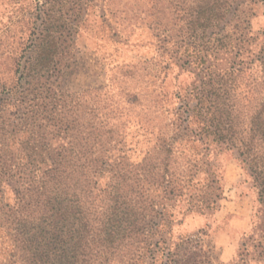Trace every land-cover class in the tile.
<instances>
[{"label": "trees", "instance_id": "obj_1", "mask_svg": "<svg viewBox=\"0 0 264 264\" xmlns=\"http://www.w3.org/2000/svg\"><path fill=\"white\" fill-rule=\"evenodd\" d=\"M247 1L199 0L189 41L173 55L184 54L181 66L197 79L164 95L166 121L150 129L154 142L140 160L111 154L125 152L120 136L94 106L80 111L94 89L69 94L64 111L58 98L53 134L61 141L52 145L37 139L30 117L4 126L0 115V264H213L201 236L169 244L172 217L215 208L222 185L211 154L221 150L236 153L264 205V51L217 64L220 53L240 56L252 41L249 29H236ZM224 12L231 19L220 26ZM56 51L43 48L46 58ZM242 246L231 264H264V241Z\"/></svg>", "mask_w": 264, "mask_h": 264}, {"label": "rangeland", "instance_id": "obj_2", "mask_svg": "<svg viewBox=\"0 0 264 264\" xmlns=\"http://www.w3.org/2000/svg\"><path fill=\"white\" fill-rule=\"evenodd\" d=\"M198 3L0 0V115L4 126L17 122L19 116L30 117L37 139L55 144L60 140L53 134L55 102L61 98L57 107L64 111L69 94L94 89L80 111L86 105L94 106L107 127L120 136L119 146L125 152L111 154L140 160L154 142L150 129L157 132L166 121L167 114L160 107L164 95L197 79L196 69L181 66L187 57L179 53L177 60L173 55L176 49L183 51V40L189 41L188 21ZM240 10H244L245 21L241 17L236 29L239 33L249 29L252 41L241 44L240 56L220 53L217 64L221 68L239 60L251 61L264 51V0H248ZM230 19L226 12L220 26ZM213 29L208 27L206 33ZM49 45L57 51L46 58L43 48ZM252 75L257 77L254 70ZM211 156V163L219 168L221 199L202 214L196 209L182 215L175 209L169 244L184 235L201 236L209 245L213 264H231L243 243L251 251L256 241H264V205L255 181L235 152L214 151ZM147 264L155 263L147 259Z\"/></svg>", "mask_w": 264, "mask_h": 264}]
</instances>
